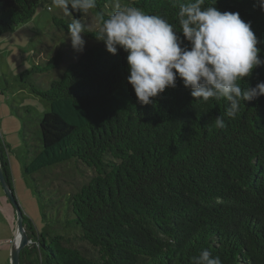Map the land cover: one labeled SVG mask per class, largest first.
Returning a JSON list of instances; mask_svg holds the SVG:
<instances>
[{"label":"trees","instance_id":"obj_1","mask_svg":"<svg viewBox=\"0 0 264 264\" xmlns=\"http://www.w3.org/2000/svg\"><path fill=\"white\" fill-rule=\"evenodd\" d=\"M42 1L0 0V37L32 19ZM186 2L119 0L163 17L181 38L178 13ZM115 3L96 0L90 11L102 23ZM201 7L238 12L251 22L264 59L258 0H204ZM72 18L87 23L80 12L52 20L68 33ZM97 34L98 28L82 34L93 44L49 87L31 85L50 108L38 119L28 109L23 119L25 172L44 174L73 162L93 174L79 185L66 180V187L46 180L66 195L57 216L36 188L43 225L24 214L32 242L22 249L21 264H194L205 249L222 264H264V96L241 100L230 118L226 99L197 100L177 79L175 88L142 105L127 82V53H109ZM62 57L58 52L31 72L55 69ZM262 81L264 66L238 83L244 90ZM218 115L222 128L215 126ZM33 130L40 136L32 137ZM6 152L0 136L2 169L14 190Z\"/></svg>","mask_w":264,"mask_h":264},{"label":"clouds","instance_id":"obj_2","mask_svg":"<svg viewBox=\"0 0 264 264\" xmlns=\"http://www.w3.org/2000/svg\"><path fill=\"white\" fill-rule=\"evenodd\" d=\"M203 3L204 0H188L180 5L181 38L163 17L136 7H122L116 0V10L97 25L96 37L109 53L115 55L118 49L127 53V82L140 104L152 103V98L166 88H175L180 79L197 100L226 99L227 116L235 118L241 100L264 96V81L244 90L238 83L254 68L264 66V59L258 55L260 41L251 22H245L238 12L202 8ZM52 4L72 16L73 12L88 13L96 7V0H52ZM258 4L264 11V0H258ZM67 29L73 49L83 52L86 41L82 34L92 33V26L72 18ZM215 126L224 127L222 116L215 117ZM194 264L222 261L205 249L194 258Z\"/></svg>","mask_w":264,"mask_h":264},{"label":"rangeland","instance_id":"obj_3","mask_svg":"<svg viewBox=\"0 0 264 264\" xmlns=\"http://www.w3.org/2000/svg\"><path fill=\"white\" fill-rule=\"evenodd\" d=\"M62 12L54 7L52 0L42 1L32 19L0 37V136L10 146V152L9 154L6 152V156L11 163L13 186L19 204L37 227L43 225V216L40 207L42 199L38 198L36 188L45 197L44 203H47L49 209H53L54 215L57 216L58 207L65 212L66 195L59 194L58 188L49 187L51 179L66 187L65 185H68L66 180L70 179L79 185L93 174L83 166L78 168L73 162L50 168L44 174L43 171L28 174L23 165L25 151L23 119L28 118L27 110L31 111L32 119H38L50 108L48 101L31 90V85L41 89L49 87L51 81L61 76L69 62L77 60L82 53L73 49L67 32H62L54 26L53 16L61 15ZM85 19L92 28H98L100 22L91 11L85 13ZM83 38L86 41L85 50L93 42L84 36ZM58 52L63 53V57L57 68L45 72H31L34 67H43ZM37 135L40 136V132L33 130L32 137ZM79 171L84 173L78 174ZM48 179L49 182L46 181ZM6 201L9 203V210L14 211L17 218L16 210L0 182V264H12L6 244L12 233L6 221L8 218Z\"/></svg>","mask_w":264,"mask_h":264},{"label":"water","instance_id":"obj_4","mask_svg":"<svg viewBox=\"0 0 264 264\" xmlns=\"http://www.w3.org/2000/svg\"><path fill=\"white\" fill-rule=\"evenodd\" d=\"M2 162L0 158V182L4 188L5 194L8 196L10 202L14 206L16 210L17 216V235H19V242L17 245L14 243L11 249V263L12 264H21L20 257L22 249L30 244V238L26 231V227L24 224V211L22 210L18 198L16 196L15 191L11 187L10 183L8 182L5 173L2 169Z\"/></svg>","mask_w":264,"mask_h":264},{"label":"crops","instance_id":"obj_5","mask_svg":"<svg viewBox=\"0 0 264 264\" xmlns=\"http://www.w3.org/2000/svg\"><path fill=\"white\" fill-rule=\"evenodd\" d=\"M3 143L9 147V152H10V146L9 144L6 142V140H3ZM8 152V154H9ZM10 167H11V163H10ZM12 171V169H11ZM6 203V206L8 207L7 208V211H8V218L6 219L7 223H8V227L10 228L11 230V236L9 237V239L6 240V244H7V250H8V256H9V259H11V256H10V253H11V249H12V246L15 242V239H16V234H17V225H16V219H15V216H14V211H11L9 210V203L8 201L5 202Z\"/></svg>","mask_w":264,"mask_h":264},{"label":"bare ground","instance_id":"obj_6","mask_svg":"<svg viewBox=\"0 0 264 264\" xmlns=\"http://www.w3.org/2000/svg\"><path fill=\"white\" fill-rule=\"evenodd\" d=\"M19 242V235L17 236V240H16V245H17V243Z\"/></svg>","mask_w":264,"mask_h":264}]
</instances>
